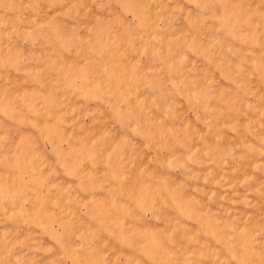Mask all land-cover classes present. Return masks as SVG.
Masks as SVG:
<instances>
[{"label": "rangeland", "instance_id": "obj_1", "mask_svg": "<svg viewBox=\"0 0 264 264\" xmlns=\"http://www.w3.org/2000/svg\"><path fill=\"white\" fill-rule=\"evenodd\" d=\"M0 264H264V0H0Z\"/></svg>", "mask_w": 264, "mask_h": 264}]
</instances>
